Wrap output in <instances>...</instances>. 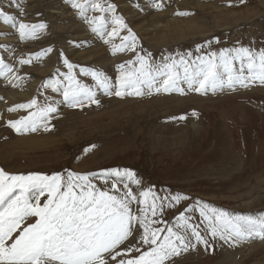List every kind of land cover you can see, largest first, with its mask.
Returning a JSON list of instances; mask_svg holds the SVG:
<instances>
[{
	"label": "rangeland",
	"instance_id": "374dc122",
	"mask_svg": "<svg viewBox=\"0 0 264 264\" xmlns=\"http://www.w3.org/2000/svg\"><path fill=\"white\" fill-rule=\"evenodd\" d=\"M197 1L201 0H101L105 7L114 4L115 15L127 25L119 29L110 43H105L108 36L101 38L93 33L67 0H22L30 14L29 24L45 23L47 28L38 32L35 39L21 41L16 29L0 20V41L14 40L12 46L0 42V59L13 68L7 78L0 77L1 86L9 82V89L1 95H9L10 90L19 89L17 93L21 94L26 88L31 91V84L36 87L34 99L17 101L11 96L5 106L6 97L0 98V168L10 175L66 177L68 171L94 173L97 175L92 182L97 187L110 190L116 183L123 193L128 184L137 201L145 200L141 192L151 190L147 203H131V210L137 215L150 207L153 195L167 197L162 214L149 217L163 221L154 227L167 226L183 232L177 228V217L183 213L190 217V223L199 226L212 247L206 249L198 244L166 264H264V241L250 239L231 246L213 240L196 203L200 201L234 215L264 213V86L224 89L215 94L209 91L204 95L188 91L187 85H182L183 95L155 91L149 95L147 89L142 96L114 94L120 75L118 66L125 65L126 72L139 69L137 54L147 58L151 53L150 63L160 64L165 56L179 59L191 53L195 59L210 52L219 54L223 49L247 47L256 53L264 49V0H203L209 5L202 9L195 7ZM22 3L0 0V10L11 15L19 10L15 5ZM211 3L217 8H211ZM157 4L161 5L159 9ZM173 9L190 14L174 16ZM215 14L218 21L213 19ZM100 15L105 16V32L110 33L116 27L112 13L91 9L87 12L89 18ZM181 25L184 28L180 29ZM128 28L135 34V49L113 54L115 46L131 44L122 41ZM48 48L52 49L50 53L35 58L36 53ZM30 57L29 64L19 63L20 59ZM65 59L74 65L76 79L93 90L99 105L85 103L73 108L64 102L63 90L68 84ZM234 66L238 69L239 62ZM82 68L103 72L110 82L111 94L99 87L90 74L82 73ZM22 71L30 74L25 78L28 82L17 85V77L25 73ZM50 80L61 81L57 90L47 86ZM32 100L37 101V107L9 111L16 104ZM49 104L57 109L48 118L49 131L40 127L35 132L17 134L8 127V121L20 120ZM193 112L198 115L193 116ZM180 116L186 118L173 119ZM28 142H32L29 150L25 146ZM86 148L91 150L85 153ZM113 168L134 172L140 183L126 177L110 176L107 183L99 178L101 172ZM177 194L189 199L172 201L168 207L171 197ZM189 208L192 211H187ZM142 231L134 233L126 243L135 245Z\"/></svg>",
	"mask_w": 264,
	"mask_h": 264
},
{
	"label": "snow or ice",
	"instance_id": "6c2138e0",
	"mask_svg": "<svg viewBox=\"0 0 264 264\" xmlns=\"http://www.w3.org/2000/svg\"><path fill=\"white\" fill-rule=\"evenodd\" d=\"M78 11L81 18L89 24L93 33L101 38L108 36L105 43L118 34L119 29L127 28L122 17L115 15L116 6L109 3L107 7L101 0H67ZM244 2V0H241ZM22 3V0H21ZM21 15L24 9L16 5ZM156 7L159 9L160 4ZM112 13V23L116 25L110 33L105 32L106 18L104 15L89 18L87 12ZM190 13L178 12L177 15ZM0 20L5 25H11L19 34L21 41L35 39L38 32L47 28L45 23L29 24L17 20L13 15L0 10ZM128 35L122 41H131V44L122 43L113 48V54L127 48L135 49L136 37L128 28ZM197 52L200 47H197ZM51 48L35 54V58L47 55ZM179 55V54H177ZM151 53L145 56L137 54L136 60L140 68L134 71H124L125 65L118 66L120 72L117 78V97L125 95L142 96L156 93L177 92L185 94L196 91L202 95L211 91L239 88H249L255 85L264 86V49L258 53L250 48L239 47L223 49L217 54L210 52L205 56L192 59V54L163 57V63H150ZM29 59H20L21 65L29 64ZM239 62V68L234 65ZM133 64V61H129ZM68 68L65 79L67 87L63 90L64 102L69 107H80L85 103L99 105L95 93L86 85L81 84L73 74L74 65L64 60ZM245 69L247 73L245 74ZM13 68L0 59V77H6ZM84 74H90L106 93L110 88L108 77L103 72L81 69ZM14 79V78H13ZM60 80H50L47 86L57 90ZM15 86V85H13ZM130 89V91H129ZM111 94V93H108ZM37 107V101L17 105L9 111L30 109ZM56 107L47 105L38 107L36 112L20 120L8 121V127L17 134L29 131L35 132L43 127L49 131L48 118L56 113ZM197 116L196 112L192 113ZM185 116L173 119L184 120ZM95 147V146H92ZM90 148L84 149L85 153ZM97 174H80L72 171L67 176L61 174L43 175H10L0 168V264H166L173 257L182 252L195 249L200 244L205 248L212 247L210 241L201 233L198 225L190 223V217L181 213L177 217L176 231L172 227L155 226L163 223L155 218L157 213L162 214L165 207L164 200L153 195V201L148 209H141L140 214H134L131 203L137 201L128 184L127 191L120 193L116 183L110 190L97 187L92 179ZM110 176L126 177L130 182L139 184L135 173L128 169H110L99 174V178L107 183ZM151 190L141 192L145 198L138 203H147ZM116 193H120L117 195ZM43 198V199H42ZM189 197L174 195L172 201L179 203ZM156 201H160L157 204ZM199 214L202 222L206 223V231L213 239H219L225 244L235 246L250 239L264 241V213L258 215L231 214L227 211L211 207L200 201ZM187 211H192L191 208ZM142 229L135 245L126 242ZM190 233V236H189ZM194 241V242H193ZM147 246V247H145ZM135 253V255H133Z\"/></svg>",
	"mask_w": 264,
	"mask_h": 264
},
{
	"label": "bare ground",
	"instance_id": "6f19581e",
	"mask_svg": "<svg viewBox=\"0 0 264 264\" xmlns=\"http://www.w3.org/2000/svg\"><path fill=\"white\" fill-rule=\"evenodd\" d=\"M158 1H162V0H158ZM201 1H203V0H201ZM201 1H197L196 2V4H195V7L196 8H200V9H202V8H204V6H207V5H209L208 3L206 4V3H204V2H201ZM205 1V0H204ZM24 3H22L21 4V7H23V9H24V15H21V13H20V10H14L13 11V13L11 14V15H13V16H15L16 18H17V20H19V21H22V22H25V23H32L31 21L29 22V20H30V14L28 13V10H26L24 7V5H23ZM212 4V3H211ZM17 5V4H16ZM16 5H15V7L14 8H17L16 7ZM218 6V5H217ZM211 8H217L216 6H214V4H212V6H210ZM19 9V8H18ZM221 10H223L224 8H220ZM149 11V10H148ZM216 11V10H215ZM219 10H217V14L218 13H220V12H218ZM17 13H19L20 14V16H18V14ZM177 13H178V11L176 10V9H173V13H171V15H174V16H176L177 15ZM228 15H230V14H228ZM142 16V15H141ZM214 16V18L213 19H215L216 21H218L219 20V18H218V16L215 14V15H213ZM136 20L138 21L139 20V16L136 18ZM214 21V20H213ZM195 24V22H193L192 23V25H194ZM166 25V24H165ZM184 25H181V26H179L180 27V29H182V28H184L183 27ZM163 27H166V26H163ZM215 28H217L216 26H215ZM7 32H9V31H7ZM184 32V30L183 31H180V33H183ZM3 36H6V35H3ZM1 43L3 42V43H8V44H11V46H12V44L14 43V40L13 39H11V38H3L1 41H0ZM185 43H183L182 45H184ZM10 47V46H9ZM24 47H29V46H24ZM14 48H18L16 45L14 46ZM26 52H28V51H26ZM22 72H25V71H22ZM18 73H15V75H17ZM19 74H20V72H19ZM8 75L9 74H7V77H8ZM26 75L28 76V75H30V74H27L26 72L22 75V73H21V75L19 76V77H17V80H16V83L15 84H17V85H21V82H23L25 85L27 84V82H26V80H25V78H26ZM13 76V74H11V76L10 77H12ZM13 78H15V77H12V79ZM29 78V77H28ZM7 80V79H6ZM9 80V79H8ZM11 81V80H10ZM6 83V85L3 87V86H1L0 87V98H4V96L6 97V104H5V106L7 105V103L9 102V101H11V96H12V98L13 99H17V101H19V100H24V99H30V98H32V99H34V97L36 96V87H35V84H31L30 86H31V88H32V90L30 91L29 90V88H26L25 90H26V92H24V93H17L18 92V90H10V91H8V93H9V95H7V94H5V95H1V94H4L5 93V89H7L9 86V82H5ZM4 83V84H5ZM14 83V82H13ZM14 85V84H13ZM13 85H12V87H13ZM9 89V88H8ZM2 91H4V92H2ZM7 93V92H6ZM35 93V94H34ZM134 97V96H133ZM17 106V104L15 105V107ZM12 112V111H11ZM11 112H9V113H11ZM31 143L32 142H28V143H24L25 144V146H26V149H30L31 148ZM30 147V148H29Z\"/></svg>",
	"mask_w": 264,
	"mask_h": 264
}]
</instances>
